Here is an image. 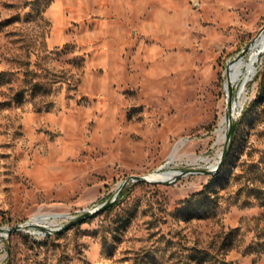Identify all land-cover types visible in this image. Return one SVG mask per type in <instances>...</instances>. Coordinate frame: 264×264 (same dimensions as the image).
<instances>
[{
	"label": "rangeland",
	"instance_id": "obj_1",
	"mask_svg": "<svg viewBox=\"0 0 264 264\" xmlns=\"http://www.w3.org/2000/svg\"><path fill=\"white\" fill-rule=\"evenodd\" d=\"M262 29L264 0H0L2 226L58 225L133 174L210 166L226 113L242 120L223 176L132 181L58 233H10L1 263L264 264V51L226 88ZM27 78L49 94L12 100Z\"/></svg>",
	"mask_w": 264,
	"mask_h": 264
},
{
	"label": "water",
	"instance_id": "obj_2",
	"mask_svg": "<svg viewBox=\"0 0 264 264\" xmlns=\"http://www.w3.org/2000/svg\"><path fill=\"white\" fill-rule=\"evenodd\" d=\"M262 31H264V29H262L261 32ZM249 48H250L249 46L243 48L242 51L240 53H238L236 57H234V59L243 57L247 53ZM234 59H232V60H234ZM227 90L229 92V98H231L233 96V85H230ZM231 115L232 114L230 112H227L225 116L230 118ZM235 123L236 122L233 119L231 121H229V126H228V129L226 131L224 146H223L222 152L220 153L219 161H218L215 169L210 168V166H206V167H191V168H183V169L162 170V172L178 171L177 175L174 178H171L169 180H167V179H165V180L150 179L146 176V174H133V175L129 176L122 183V185L120 186V189L110 199L106 200L105 202L101 203L99 206H97L93 209H85L82 213L71 216L69 218V220H67L61 226H59L57 228H49L46 225H42L40 223H34V222H31L30 220H27V221L20 222V223H17L15 225H12V226L9 225L8 227H4V226L0 225V230H2V231L6 230L7 233L10 234V233L18 231V230H25L28 227H39V228L45 229L46 231H48L50 233H58L61 230L81 221L85 217H87L91 214H94V213H96L100 210H103V209L107 208L108 206H110L117 199V197H118L120 191L122 190L123 186H125L128 183H131L132 181L144 180V181H150V182H164L167 184H172L175 181H177L181 176L186 175L188 173H192V172H205V173H209V174H214V173L219 171V169L221 168V166L223 165V163L225 162V160L227 158L229 148H230V145H231L232 140H233ZM165 166L166 165H164L163 167H165Z\"/></svg>",
	"mask_w": 264,
	"mask_h": 264
},
{
	"label": "bare ground",
	"instance_id": "obj_3",
	"mask_svg": "<svg viewBox=\"0 0 264 264\" xmlns=\"http://www.w3.org/2000/svg\"><path fill=\"white\" fill-rule=\"evenodd\" d=\"M263 33H264V31L259 32V34L255 40V43H253L252 46L250 47L249 53L247 56L244 55L241 58H236L232 62L231 66L228 69L229 73H228L227 82H226V88L227 89L229 88L230 85H234L235 83H238V82L241 83V87H242L245 83L252 80L254 78V76L256 75V73L258 71V67H257L256 63L259 59L260 54L264 51V34ZM240 95H241V91H240ZM239 102H240V99L238 102H236L233 105L234 113L236 110V106L239 105ZM225 120L227 122V129H228L229 121L232 120V117L230 116V118H228L226 116ZM206 160L210 161L209 158H207ZM218 161L219 160L216 159L215 161L211 162L210 168L215 169ZM177 173H178V171L162 172V170H160V171L148 173V174H146V176L150 179L163 180V179H168V178H171L173 176H176ZM31 222L40 223L39 219H35L34 221H31ZM35 228L36 229L33 230V232H35L37 235L42 234V231L39 227H35ZM33 229H34V227H33ZM2 234L7 235V231L6 230L5 231L0 230V235H2Z\"/></svg>",
	"mask_w": 264,
	"mask_h": 264
},
{
	"label": "trees",
	"instance_id": "obj_4",
	"mask_svg": "<svg viewBox=\"0 0 264 264\" xmlns=\"http://www.w3.org/2000/svg\"><path fill=\"white\" fill-rule=\"evenodd\" d=\"M2 74H4V73L3 72L0 73V75H2ZM0 82H2V80H0ZM50 90H51V85L49 83H47L41 79H34V78L28 79L27 78V79H25L24 86L16 92V94L12 100H15L17 102H23L27 96L26 94H30L33 96L40 94L43 97V96L48 95ZM259 90L260 91L258 94V98H262L264 96V76L262 78ZM52 101L53 100L48 102L47 108H49L52 105ZM254 104H255V100L251 102V104L246 109L243 116H247L248 112L249 113L251 112V109L253 108ZM41 108H42V106H39V109H41ZM241 123H242V120L237 121L235 123L233 140H232V143L230 145L227 158H226L225 162L223 163V165L221 166V168L219 169V171L214 174V178H218V177L223 176L226 173V171L228 170V168L230 167V164L232 162V157L234 155L236 146H237L238 141H239L238 132L240 130Z\"/></svg>",
	"mask_w": 264,
	"mask_h": 264
},
{
	"label": "built area",
	"instance_id": "obj_5",
	"mask_svg": "<svg viewBox=\"0 0 264 264\" xmlns=\"http://www.w3.org/2000/svg\"><path fill=\"white\" fill-rule=\"evenodd\" d=\"M31 220V219H30ZM50 222V221H49ZM64 222H62L61 224H54L53 222H52V225H48V224H42V225H46V226H48L49 228H57V227H59V226H61L62 224H63ZM41 224V223H40ZM51 224V223H50ZM4 227H8L9 225H3ZM36 228L34 227V229H33V227H28L27 229H25V230H22V231H26V232H30V233H32V234H34L37 238H39V239H41L43 236H49V235H52V234H55V233H50V232H48V231H46L45 229H42V228H40L41 229V231H42V234H39V235H37L35 232H33V230H35ZM8 235L9 234H2V235H0V242L1 241H3V240H5L7 237H8ZM8 254V253H7ZM8 259V255H0V264H2L1 262H3L4 263V261H6Z\"/></svg>",
	"mask_w": 264,
	"mask_h": 264
}]
</instances>
